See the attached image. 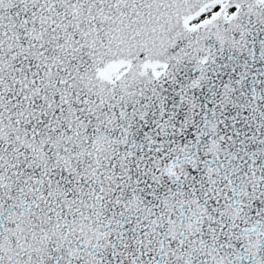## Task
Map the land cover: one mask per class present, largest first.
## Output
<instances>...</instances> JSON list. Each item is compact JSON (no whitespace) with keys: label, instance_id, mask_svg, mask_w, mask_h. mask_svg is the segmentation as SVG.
<instances>
[{"label":"snow or ice","instance_id":"obj_1","mask_svg":"<svg viewBox=\"0 0 264 264\" xmlns=\"http://www.w3.org/2000/svg\"><path fill=\"white\" fill-rule=\"evenodd\" d=\"M0 264H264V0H0Z\"/></svg>","mask_w":264,"mask_h":264}]
</instances>
